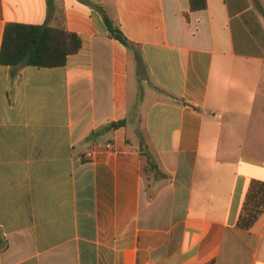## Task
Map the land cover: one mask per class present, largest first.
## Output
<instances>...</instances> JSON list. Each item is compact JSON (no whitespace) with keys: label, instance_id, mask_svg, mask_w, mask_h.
Masks as SVG:
<instances>
[{"label":"crops","instance_id":"crops-1","mask_svg":"<svg viewBox=\"0 0 264 264\" xmlns=\"http://www.w3.org/2000/svg\"><path fill=\"white\" fill-rule=\"evenodd\" d=\"M89 1L0 0L82 40L0 64V264H264V0Z\"/></svg>","mask_w":264,"mask_h":264},{"label":"trees","instance_id":"trees-1","mask_svg":"<svg viewBox=\"0 0 264 264\" xmlns=\"http://www.w3.org/2000/svg\"><path fill=\"white\" fill-rule=\"evenodd\" d=\"M89 5L101 14L110 35L120 41L127 48H134L135 45L125 36L122 30L114 24L113 20L106 14L99 5L89 0H79ZM206 0H190L192 11L205 9ZM64 14L60 20L59 27L44 25H29L20 23H9L5 27L3 42L0 54V64L4 66H33L39 68H57L66 64L69 56L79 52L82 47L81 38L67 30L64 25ZM192 109L195 106L185 103ZM125 125V122L112 124L113 128ZM139 150L144 159L143 172H159L158 165L152 159L145 142L143 134H140ZM259 212L249 213L244 219L247 224L253 223Z\"/></svg>","mask_w":264,"mask_h":264},{"label":"built area","instance_id":"built-area-1","mask_svg":"<svg viewBox=\"0 0 264 264\" xmlns=\"http://www.w3.org/2000/svg\"><path fill=\"white\" fill-rule=\"evenodd\" d=\"M108 147H111V145H109Z\"/></svg>","mask_w":264,"mask_h":264}]
</instances>
